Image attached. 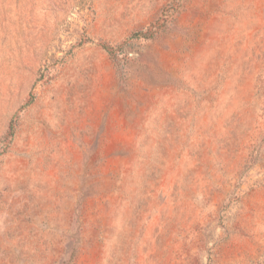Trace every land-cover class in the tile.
<instances>
[{"label":"rangeland","instance_id":"374dc122","mask_svg":"<svg viewBox=\"0 0 264 264\" xmlns=\"http://www.w3.org/2000/svg\"><path fill=\"white\" fill-rule=\"evenodd\" d=\"M0 264H264V0H0Z\"/></svg>","mask_w":264,"mask_h":264},{"label":"trees","instance_id":"16d2710c","mask_svg":"<svg viewBox=\"0 0 264 264\" xmlns=\"http://www.w3.org/2000/svg\"><path fill=\"white\" fill-rule=\"evenodd\" d=\"M105 49L108 50V52L112 55V56H115V53L112 52V50L110 48H107L106 46H104Z\"/></svg>","mask_w":264,"mask_h":264}]
</instances>
